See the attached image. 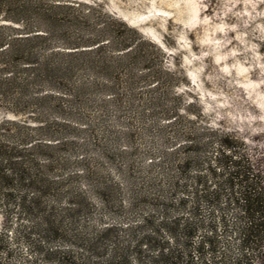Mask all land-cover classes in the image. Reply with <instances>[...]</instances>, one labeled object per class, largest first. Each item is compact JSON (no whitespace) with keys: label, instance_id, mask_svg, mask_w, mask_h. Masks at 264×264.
<instances>
[{"label":"trees","instance_id":"16d2710c","mask_svg":"<svg viewBox=\"0 0 264 264\" xmlns=\"http://www.w3.org/2000/svg\"><path fill=\"white\" fill-rule=\"evenodd\" d=\"M164 61L98 4L0 0V264H21L18 242L36 257L27 264H228L226 251L214 256L225 237L238 241L234 264H264V156L235 132L200 127ZM139 88L163 92L148 103L163 147L146 163L157 177L125 202L119 183L79 157L78 140L103 124L90 108L121 107ZM145 209L126 225L77 231L95 212Z\"/></svg>","mask_w":264,"mask_h":264},{"label":"rangeland","instance_id":"374dc122","mask_svg":"<svg viewBox=\"0 0 264 264\" xmlns=\"http://www.w3.org/2000/svg\"><path fill=\"white\" fill-rule=\"evenodd\" d=\"M65 1L98 4L160 47L165 53L164 71L178 82L174 92L186 103H193L192 113L201 115L200 127L235 132L264 156V0ZM137 92L140 96L130 99L126 91L121 107L111 103L105 111L90 108L88 117L94 122L101 117L106 126L94 124L92 131L78 140L83 147L79 157L119 183L125 202L147 177H157L159 171L148 174L146 163L158 158L163 147L151 128L150 115L159 110L148 106L152 97L161 98L163 92L147 93L140 88ZM4 117L9 115L0 109V121ZM127 122L132 123L130 128L125 127ZM262 166L264 170V162ZM140 213L150 210L123 213L113 220L95 212L78 222L77 231L87 233L113 221L126 225L138 220ZM193 242L198 243L199 237ZM12 247L21 264L36 258L25 243ZM224 251L228 264H234L240 257L238 241L229 237L218 241L214 256ZM205 258L211 259L208 254Z\"/></svg>","mask_w":264,"mask_h":264}]
</instances>
